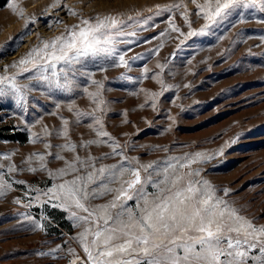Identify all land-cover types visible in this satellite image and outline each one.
Here are the masks:
<instances>
[{
    "label": "rangeland",
    "instance_id": "rangeland-1",
    "mask_svg": "<svg viewBox=\"0 0 264 264\" xmlns=\"http://www.w3.org/2000/svg\"><path fill=\"white\" fill-rule=\"evenodd\" d=\"M55 3L16 0L23 18L8 7L9 0L0 6V75L19 73L23 66L9 67L7 72L5 66L17 63L35 47H43L44 41L64 35L82 18L106 15L126 21L123 31L135 33L117 37L115 45L118 53H126L131 67H117L116 58L103 53L82 57L80 63L72 65L60 62L44 73L50 81L55 80L53 71L59 73L60 86H56L35 79L40 70L29 64L30 71L16 76L19 85L27 86L24 99L18 102L10 89L0 96V164L5 165L0 174L12 184L0 196V264H72L77 257L80 264L86 260L76 239L82 229L75 226L70 211L54 206L58 202L42 194L39 201L35 196L37 190L42 193L72 179L69 175L62 180L55 173L76 155L92 157L97 168L121 161L120 156L112 155L108 144L83 146L88 140L106 139L96 136L94 117L100 118L104 130L119 141L118 151L130 160L135 158L133 166H137L136 161H155L162 168L171 157L205 153L210 158L191 165L200 171L196 179L208 180L216 195L240 216L264 226V12L258 6L237 7L200 33L208 22L202 14H195L197 8L191 0H184L190 26L181 15L184 7L157 10V6L181 0H59L53 7ZM29 19L33 22L25 28ZM171 24L180 32L173 31ZM190 31L197 34L187 35ZM162 32L165 35L160 36ZM155 49L158 52L154 53ZM157 65H164L163 70ZM145 67L147 77L143 75ZM61 68L65 72H60ZM96 92L104 101L100 105L103 111L96 110L88 95ZM152 93L159 95L153 97ZM63 120L68 121L67 138L62 135ZM45 126L51 135H45ZM69 140L76 145L75 152L58 147ZM46 143L52 147L46 149ZM49 151L53 155H47ZM34 153L45 155V168L40 167ZM56 154L65 159H56ZM8 165L17 170L9 173ZM30 166L37 170L29 171ZM88 170L81 168L79 174ZM129 178L126 174L122 179ZM109 186L117 188L120 183ZM224 189L229 190L227 195ZM146 191L153 193L155 189L149 185ZM114 195L88 203L104 205ZM17 199L21 202L15 203ZM136 204V199L126 202L132 209ZM252 255H259L258 249L250 250ZM249 264L256 262L250 260Z\"/></svg>",
    "mask_w": 264,
    "mask_h": 264
},
{
    "label": "snow or ice",
    "instance_id": "snow-or-ice-1",
    "mask_svg": "<svg viewBox=\"0 0 264 264\" xmlns=\"http://www.w3.org/2000/svg\"><path fill=\"white\" fill-rule=\"evenodd\" d=\"M58 3L59 0H56L53 7ZM191 3L197 8L195 14H202V18L208 22L199 30L200 33L208 29L211 24L228 16L237 7L258 6L259 10L264 12V0H203V3L191 0ZM8 7L23 18V10L17 8L16 0H9ZM180 7L185 8V12L181 15L185 22L189 23L184 0L179 4L157 6V10L170 11ZM69 11L71 12V9ZM72 14L76 13L72 12ZM128 19L131 20L133 17ZM31 22H33L31 19L27 20L25 28ZM241 22H244L243 19ZM125 24L126 21L112 15L96 16L92 19L82 18L79 24L66 29L64 35L51 41H44L43 47L37 46L17 63L5 66V72L9 67H17V65L23 67L17 74L0 75V96H4L10 89L17 94L18 102L24 99L23 89L27 86L19 85L16 76L30 71L27 67L29 64L33 69L40 70L35 79L48 81L56 86H60L59 73L52 72L54 81H50L49 76L44 73L48 68L55 69L60 62L72 65L80 63L82 57L103 53L116 58L115 66L130 69V62L125 60L126 53H118L115 47L117 37L135 35L134 32L123 31ZM170 26L173 31L180 32L174 24ZM196 34V31H190L187 35ZM159 35L163 36L165 33ZM120 42L130 43V41ZM158 50L155 49L153 52ZM138 58L133 57V59ZM157 67L163 70L164 65ZM148 71L146 67L143 69L145 77ZM60 72H65V69L61 68ZM152 78L155 79V76ZM159 82L163 84V81ZM94 83L98 87H103L99 81ZM88 95L97 105L96 110L103 111L100 105L104 104V101L98 99L100 93H88ZM151 95L155 97L159 93ZM151 106L155 109V102ZM71 110L69 107V111ZM94 121L98 126L94 128L96 136L106 139L88 140L83 142V146L108 144L112 148V155L120 156L121 161L97 168L92 157L81 159L76 155L72 161H65L66 167L58 169L55 173L62 180L69 175L72 179L54 184L42 193L37 190L38 194L35 196L37 201L41 199V194L49 200L57 201L54 206L70 211L75 226L82 229L76 239L83 248L86 260L80 261V264H249L250 260L256 264H264V226H256L251 220L240 216L226 200L216 195L215 189L208 180L196 179L200 177V171L192 169L191 165L200 162L201 158L210 157L205 153L196 152L185 154L180 158L171 157L164 162L162 168L159 162L155 161L148 164H139L136 161L137 166H133L135 158L130 160L123 151H118L121 148L119 141L104 130L100 118L94 117ZM63 125L62 135L67 138L68 121L63 120ZM45 135H51L46 126ZM38 139L39 136L32 142L35 143ZM51 147L50 143L45 144L46 149ZM58 147L71 152L76 151V145L70 140ZM47 155L53 153L49 151ZM33 156L41 162L42 169L46 167L44 154L34 153ZM55 158L65 159L59 154H56ZM31 160L32 156L28 158V162L30 163ZM4 167L5 165L0 164V168ZM81 168L91 170L81 175L79 174ZM179 169H187V171L181 172ZM16 170L15 165L7 166L9 173ZM28 170L35 172L37 169L30 166ZM142 172L147 175L142 176ZM126 174L130 178L122 179ZM49 175L54 174L49 172ZM117 182L120 183L119 187L109 186ZM15 183L25 182L15 181ZM149 185L155 189L153 193L146 191ZM11 188L12 184L0 174V196L5 195L6 190ZM228 191L224 189V194L227 195ZM113 192L115 195L107 204L91 206L88 203L90 199ZM132 199L137 201L135 209L126 206V202ZM20 202L19 199L15 201V203ZM29 203L31 204V201ZM38 227L43 226L38 225ZM59 248L58 245L52 251L55 252ZM252 249H258L259 255L250 257L249 252ZM74 251L69 249V252L74 253ZM41 254L45 255V253ZM79 260L80 258L77 257L72 264H77Z\"/></svg>",
    "mask_w": 264,
    "mask_h": 264
},
{
    "label": "trees",
    "instance_id": "trees-1",
    "mask_svg": "<svg viewBox=\"0 0 264 264\" xmlns=\"http://www.w3.org/2000/svg\"><path fill=\"white\" fill-rule=\"evenodd\" d=\"M7 0H0V6H2Z\"/></svg>",
    "mask_w": 264,
    "mask_h": 264
}]
</instances>
